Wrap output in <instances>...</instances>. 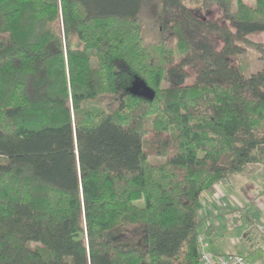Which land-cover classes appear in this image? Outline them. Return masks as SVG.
Wrapping results in <instances>:
<instances>
[{
    "label": "trees",
    "instance_id": "1",
    "mask_svg": "<svg viewBox=\"0 0 264 264\" xmlns=\"http://www.w3.org/2000/svg\"><path fill=\"white\" fill-rule=\"evenodd\" d=\"M144 1L0 0V264H201L202 194L263 161L264 63L230 56L264 0H161L153 40Z\"/></svg>",
    "mask_w": 264,
    "mask_h": 264
},
{
    "label": "crops",
    "instance_id": "2",
    "mask_svg": "<svg viewBox=\"0 0 264 264\" xmlns=\"http://www.w3.org/2000/svg\"><path fill=\"white\" fill-rule=\"evenodd\" d=\"M217 196L223 198L225 203L217 201ZM241 209L245 212L243 219ZM200 210L201 229L205 228V220H212V225L207 229L210 241L220 246L227 240L225 232L231 235L235 233L239 235L236 237L238 243L246 249L243 255L254 264H264V159L249 164L244 172L218 182L205 191ZM235 215L242 219L239 227L231 226L236 222L233 220ZM204 216L207 217L205 220Z\"/></svg>",
    "mask_w": 264,
    "mask_h": 264
},
{
    "label": "rangeland",
    "instance_id": "3",
    "mask_svg": "<svg viewBox=\"0 0 264 264\" xmlns=\"http://www.w3.org/2000/svg\"><path fill=\"white\" fill-rule=\"evenodd\" d=\"M189 4L196 3L195 0H186ZM247 2H250L251 0H246ZM200 18H206L207 20H212L218 22L220 25L226 24V18L221 12V7L218 5L211 6L206 12L198 13ZM140 17L142 18L144 24H145V35L148 39H158L161 36L160 33V25H161V0H145L143 3V6L140 10ZM248 38L254 41H264V31H257L252 32L248 35ZM223 42L220 36L215 35L214 37V45L218 49L220 46H222ZM249 48L246 49L242 54L239 56L232 55L230 56V61L232 63L233 68H236L237 65H241L242 70L245 71V73L249 74L251 72L256 71L258 68L262 66L264 63V55H260V53L256 50H254L251 46H248ZM139 78H135L132 84L129 86L128 90L134 86L137 85L139 82ZM117 100L116 96H110L108 94L102 95L98 97L94 103L98 105H102L107 107L108 109H112L115 105V101ZM157 160V158H153V160ZM217 201L224 202L225 200L221 197H216ZM144 201H139V204H143ZM241 218L243 219V214L245 213L243 209H241ZM201 214V210H200ZM207 218L204 216V220ZM237 217L235 215L234 221L235 223H232V227H239L240 222L242 219ZM241 220V221H240ZM207 220H205L206 225ZM210 226L212 225V220H209ZM232 222V220L230 221ZM238 225V226H237ZM209 226V227H210ZM222 227V226H221ZM233 229V228H231ZM222 232V230L220 231ZM130 233L126 230H120L115 233H113V238L116 240H122V235L128 236ZM223 235V234H222ZM226 235V241L222 243L223 245H217L215 242H212L209 240L210 246L209 249L212 252L216 253H224V251H230L234 250L235 253H245L246 249L243 245L238 243V239L236 237L237 234L232 233H224V236ZM236 242V243H235ZM123 245H130L132 241L129 238H125V240H122L120 242Z\"/></svg>",
    "mask_w": 264,
    "mask_h": 264
},
{
    "label": "built area",
    "instance_id": "4",
    "mask_svg": "<svg viewBox=\"0 0 264 264\" xmlns=\"http://www.w3.org/2000/svg\"><path fill=\"white\" fill-rule=\"evenodd\" d=\"M210 226V222L207 221L205 228L201 229L198 237V247H199V260L201 264H254L247 256L235 253H216L209 249L210 237L207 229Z\"/></svg>",
    "mask_w": 264,
    "mask_h": 264
},
{
    "label": "water",
    "instance_id": "5",
    "mask_svg": "<svg viewBox=\"0 0 264 264\" xmlns=\"http://www.w3.org/2000/svg\"><path fill=\"white\" fill-rule=\"evenodd\" d=\"M136 86L130 89V93L153 98L155 92L143 79L139 78Z\"/></svg>",
    "mask_w": 264,
    "mask_h": 264
}]
</instances>
